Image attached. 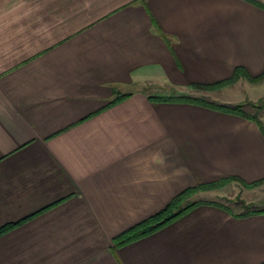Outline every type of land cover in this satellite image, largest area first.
I'll return each instance as SVG.
<instances>
[{
	"label": "crops",
	"instance_id": "0c3cea01",
	"mask_svg": "<svg viewBox=\"0 0 264 264\" xmlns=\"http://www.w3.org/2000/svg\"><path fill=\"white\" fill-rule=\"evenodd\" d=\"M236 67L264 69V11L244 0H0V264H264V213L199 205L113 241L201 184L221 182L183 203L259 199L256 122L150 99L264 95L192 86Z\"/></svg>",
	"mask_w": 264,
	"mask_h": 264
},
{
	"label": "trees",
	"instance_id": "16d2710c",
	"mask_svg": "<svg viewBox=\"0 0 264 264\" xmlns=\"http://www.w3.org/2000/svg\"><path fill=\"white\" fill-rule=\"evenodd\" d=\"M252 3H256V5L262 7L264 9V5L255 2L253 0H248ZM162 34V33H161ZM163 37L165 35L163 34ZM245 77L247 80L251 82H258L259 80L264 78V69L262 72H260L257 75H249L243 67H236L234 69V72L232 76L228 79H225L224 81H220L214 84L210 85H204L199 83H194L192 86L197 89H206L210 90L215 87L224 85V84H230L235 82L239 77ZM127 94H121L114 98L112 102H117L123 98H125ZM151 100H161V101H176V102H186V103H192V104H198L202 105L217 111L237 115L240 117H243L248 120H252L258 124L260 127L262 133L264 134V125L262 121L258 117V112L260 109L264 107V97L255 101V102H237V103H217L213 101H208L204 98L200 97H194L191 95H179L175 97H162V96H153L150 97ZM249 105L252 108L255 109L254 113H248L245 110V106ZM229 179L233 180L235 177H229ZM264 183V177L261 179H258L256 181H253L248 184H244V186L247 187H255L260 184ZM220 183H208V184H201L196 187L188 188L184 191H182L177 197L173 198L171 202L162 210L159 212L149 216L148 218L140 221L139 223L131 226L130 228L126 229L122 233H120L118 236L114 238V244L115 246H122L125 244H128L134 240H137L139 238H142L146 235H149L162 227L170 224L174 220H176L178 217L186 214L191 209L195 208L199 205H211V206H217L222 209H224L227 212L232 213L231 207H228V205H225L224 203L212 201V200H194V201H186L183 203V200L186 198V196L191 195L194 192H197L198 190H208L211 188H215L216 186L220 185ZM236 205H239L241 207V210L238 213H235V216H248L253 214H260L264 213V204L259 203H252V202H244L242 200H237L235 202Z\"/></svg>",
	"mask_w": 264,
	"mask_h": 264
},
{
	"label": "rangeland",
	"instance_id": "374dc122",
	"mask_svg": "<svg viewBox=\"0 0 264 264\" xmlns=\"http://www.w3.org/2000/svg\"><path fill=\"white\" fill-rule=\"evenodd\" d=\"M244 1H246V2H248V3H250V4H252L253 6H255V7H257V8H259V9H261V10H263L264 11V9L262 8V7H260V6H258V5H256V3H252L251 1H248V0H244ZM253 1H255V2H258V3H260V4H262V5H264V0H253ZM244 68V67H243ZM244 70L250 75V73L244 68ZM263 71V70H262ZM243 78L244 79H246L244 76H243ZM263 80V81H262ZM261 81V82H260ZM258 82H260V83H258V84H255V85H251V87H256V86H259V87H263L264 88V78L263 79H261V80H259ZM245 84H243V85H238V86H236V87H234L233 89L234 90H236V92H235V94H237V95H239V96H241L242 98H246V99H244V100H242V101H240V102H255V101H257V100H259V99H261V98H263L264 97V95H262V96H260L259 98H257V99H255L254 98V100H252V99H250V98H248L250 95H249V91H248V89H247V87H245L244 86ZM202 90V89H201ZM193 96L195 95V94H193V93H191ZM198 95V94H197ZM198 97V96H197ZM200 98H202V97H200ZM236 98H238L237 96H236ZM237 103V102H236ZM245 110L248 112V113H254L255 112V109L254 108H252L251 106H249V105H246L245 106ZM258 117H259V119L262 121V123H263V125H264V107L262 108V109H260V111L258 112ZM259 186H261V187H259V189H258V198L259 199H256L255 201H253L252 203H259V204H264V183H262V184H260ZM198 197H199V195L198 194H194V197H193V199H196L197 198V200H198ZM200 198V197H199ZM203 198H209V199H212V201H217V202H221V203H224L225 205H228V207H231V209L232 210H234V211H239V210H241V207L239 206V205H236L235 204V202L237 201V200H242V201H244L245 202V199H243L241 196H240V193L239 192H232V193H226L225 194V196L224 197H218V196H215L214 194L213 195H210V196H204Z\"/></svg>",
	"mask_w": 264,
	"mask_h": 264
}]
</instances>
